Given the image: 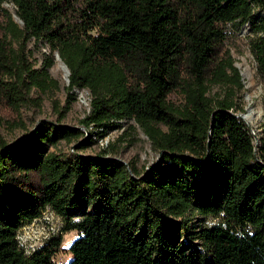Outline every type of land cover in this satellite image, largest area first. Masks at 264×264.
Returning <instances> with one entry per match:
<instances>
[{"label":"trees","instance_id":"obj_1","mask_svg":"<svg viewBox=\"0 0 264 264\" xmlns=\"http://www.w3.org/2000/svg\"><path fill=\"white\" fill-rule=\"evenodd\" d=\"M247 21L264 82V0H0V108L17 125L26 87L57 84V51L68 97L91 93L85 128L132 118L159 152L131 172L106 150H50L60 139L93 141L76 126L46 121L11 143L0 133V264H264V141L236 113L243 81L225 42L227 23ZM29 40L49 48L40 67ZM213 82L223 96L208 94ZM83 200L91 211L72 220ZM47 206L78 230L65 262L52 257L58 237L30 254L17 239ZM192 212L221 220L194 226Z\"/></svg>","mask_w":264,"mask_h":264},{"label":"rangeland","instance_id":"obj_2","mask_svg":"<svg viewBox=\"0 0 264 264\" xmlns=\"http://www.w3.org/2000/svg\"><path fill=\"white\" fill-rule=\"evenodd\" d=\"M3 5L11 12H15V5L12 2H4ZM225 29L226 45L231 51L234 63L240 69L243 81V86L236 91V113L243 115L242 118L255 144L259 145L264 141V82L257 71L256 59L251 47L255 32L248 21L227 23ZM14 45L16 46L15 42ZM27 51L29 60L34 66L40 67L43 53L49 52V48L40 42L29 40ZM69 73L70 71L67 72L62 62L55 57L54 63L49 68V74L56 79L57 84L44 90L35 86L26 87L25 101L20 107V118L24 123L22 126L17 125L18 121L14 119L15 114L10 108L1 106L0 133L3 137L11 143L26 137L28 131L46 121L59 122L82 128L93 139L82 148L75 147V139L70 141L60 139L56 144L50 145V150L64 157H72L74 153L95 155L101 150H106L107 155L121 161L131 172L132 167L137 171H144L147 167L157 164L159 152L152 146L151 140L134 119H119L106 130L100 127V131L92 125L88 128L82 125L80 119L90 111L91 93L88 88H76L71 90L74 98H69L67 95ZM225 90V84L213 82L209 84L208 94L212 98L220 97L225 94ZM180 98L179 94L171 95L175 103H178ZM67 104H69L68 108ZM91 209L92 205L87 200L81 201L72 209V220H77ZM188 217L191 218L194 226L210 225L221 220L219 217L203 216L197 212L189 213ZM66 226L64 218L47 206L40 216L25 222L18 229L17 239L24 253L30 254L58 237L59 244L52 257L58 263L65 262L71 255L69 245L78 235L77 228H66Z\"/></svg>","mask_w":264,"mask_h":264},{"label":"water","instance_id":"obj_3","mask_svg":"<svg viewBox=\"0 0 264 264\" xmlns=\"http://www.w3.org/2000/svg\"><path fill=\"white\" fill-rule=\"evenodd\" d=\"M13 16H14V18L16 20H20V19H17L18 17H17V15L15 13L13 14ZM55 57L62 62L63 66L66 68L67 72H69L70 70H69L67 64L61 59V57H60V55H59V53L57 51H55ZM239 116L243 117V115H241V114Z\"/></svg>","mask_w":264,"mask_h":264}]
</instances>
